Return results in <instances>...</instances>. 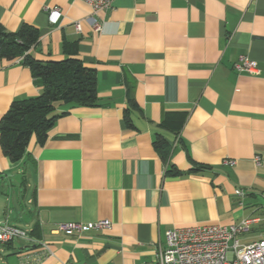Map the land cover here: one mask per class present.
I'll return each mask as SVG.
<instances>
[{
  "label": "crops",
  "instance_id": "1",
  "mask_svg": "<svg viewBox=\"0 0 264 264\" xmlns=\"http://www.w3.org/2000/svg\"><path fill=\"white\" fill-rule=\"evenodd\" d=\"M23 23L38 30L39 60L63 59V42H76L98 101L56 102L64 115L19 162L0 147V213L16 212L0 222L38 242L0 243V264H153L172 227L244 219L241 243L264 238V0H112L96 11L80 0H0V24ZM240 56L260 73L237 72ZM40 91L18 59L0 58V117ZM157 133L169 141L166 160ZM102 219L110 228L55 231Z\"/></svg>",
  "mask_w": 264,
  "mask_h": 264
},
{
  "label": "trees",
  "instance_id": "2",
  "mask_svg": "<svg viewBox=\"0 0 264 264\" xmlns=\"http://www.w3.org/2000/svg\"><path fill=\"white\" fill-rule=\"evenodd\" d=\"M38 43V30L34 26L23 23L17 30L8 31L0 24V58L18 59L41 86L39 94L13 100L0 117V147L13 163L23 158L32 137L37 144H44L50 128L65 113H55L56 102L95 106L98 101L96 72L79 59L76 42H63L65 57L60 60L35 58L30 51ZM129 104L138 109L133 99H129ZM124 118L131 126L127 110H124ZM153 145L166 160L170 151L168 139L157 133ZM168 171L177 172L173 167Z\"/></svg>",
  "mask_w": 264,
  "mask_h": 264
},
{
  "label": "built area",
  "instance_id": "3",
  "mask_svg": "<svg viewBox=\"0 0 264 264\" xmlns=\"http://www.w3.org/2000/svg\"><path fill=\"white\" fill-rule=\"evenodd\" d=\"M88 4L93 11L106 9L112 0H80ZM48 21L55 24L61 11L58 7L47 8ZM94 31L100 30V25L90 18ZM75 29L80 30V23L75 22ZM237 72L259 74L255 61L246 56H240L233 64ZM259 161V158H255ZM224 164H234V160L225 159ZM242 196L243 191L235 190ZM248 219L238 224L219 225L204 224L187 227H172L165 234V243L155 252L153 264H264V238L258 241L241 243L238 235L247 230ZM111 222L107 219L92 222H67L56 225L55 231L65 234H82L87 231L108 229ZM21 239L26 243H38L29 233L15 225L0 222V243H9Z\"/></svg>",
  "mask_w": 264,
  "mask_h": 264
},
{
  "label": "rangeland",
  "instance_id": "4",
  "mask_svg": "<svg viewBox=\"0 0 264 264\" xmlns=\"http://www.w3.org/2000/svg\"><path fill=\"white\" fill-rule=\"evenodd\" d=\"M18 191H20V193L19 194H21V193H23V191H22V189H20L19 188V186L18 185H16V182H15V192H16V194L17 195H15V197H17L18 196ZM16 215V212L15 211H12V212H10V213H8V212H1L0 213V219H4L6 216H10V222H14V220L12 219V217H14Z\"/></svg>",
  "mask_w": 264,
  "mask_h": 264
}]
</instances>
